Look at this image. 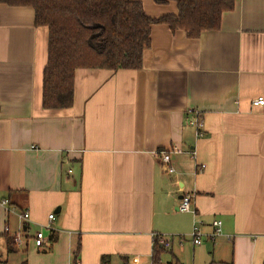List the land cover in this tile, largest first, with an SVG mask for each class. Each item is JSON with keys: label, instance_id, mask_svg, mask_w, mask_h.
Returning a JSON list of instances; mask_svg holds the SVG:
<instances>
[{"label": "crops", "instance_id": "crops-1", "mask_svg": "<svg viewBox=\"0 0 264 264\" xmlns=\"http://www.w3.org/2000/svg\"><path fill=\"white\" fill-rule=\"evenodd\" d=\"M140 1L151 16L176 11ZM47 33L31 7L0 3V264H67L78 243L79 264H151L154 236L181 241L194 217L206 264H264V104H252L264 98V0H235L195 38L153 25L140 68L76 69L62 109L42 106ZM184 192L195 216L178 208ZM19 230L27 243L8 253ZM172 245L167 263L189 264Z\"/></svg>", "mask_w": 264, "mask_h": 264}, {"label": "trees", "instance_id": "trees-1", "mask_svg": "<svg viewBox=\"0 0 264 264\" xmlns=\"http://www.w3.org/2000/svg\"><path fill=\"white\" fill-rule=\"evenodd\" d=\"M153 1L163 5L170 0ZM174 1L176 11L161 16L149 15L140 0H0V3L31 7L34 25L47 28L42 106L62 109L73 103L76 69H138L142 66L143 51L150 46L153 25L165 24L172 33L184 30L187 37L195 38L204 30L218 29L223 12L232 10L235 2ZM5 242L8 253L17 251L13 237L7 233ZM163 248L154 238L151 264H168L160 260ZM78 251L79 243L74 252L76 259ZM102 264H107L106 258Z\"/></svg>", "mask_w": 264, "mask_h": 264}, {"label": "built area", "instance_id": "built-area-1", "mask_svg": "<svg viewBox=\"0 0 264 264\" xmlns=\"http://www.w3.org/2000/svg\"><path fill=\"white\" fill-rule=\"evenodd\" d=\"M252 104L254 106L256 105H263L264 104V98L263 96H258L252 101ZM193 117L191 120V123L195 127V135L196 137L203 135L202 126H203V119L200 116V113L198 110H193ZM156 155H158L163 164L165 165V169L168 172L173 173L175 171L174 167L171 165L170 161V154L168 150L160 149L156 151ZM1 204L3 205L6 212H13L14 208L9 204L8 199H3ZM178 208L182 211H188L195 216V209L193 207V195L189 192H184L181 195V198L179 199ZM54 214L51 213L48 215V218L51 220L53 218ZM18 217L22 220H26L29 218V212L23 211L18 212ZM7 231V228H6ZM204 233L201 228V222L196 220V218H193L192 221V227L190 231V237L191 241L195 245H199L202 243V237ZM222 235V222L220 219H214L211 222V232L209 233V238L211 240L217 239L219 236ZM13 241L16 244L17 247L25 246L27 243V239L23 236L21 230L15 232L13 235ZM154 238L157 239V241L163 245V246H170L171 241L168 236L162 235V234H156ZM49 237L44 234V231L42 229L37 230L34 235L31 237V242L34 244V246L38 248L45 247V245L49 242ZM67 264H79V260L76 258L69 260Z\"/></svg>", "mask_w": 264, "mask_h": 264}, {"label": "rangeland", "instance_id": "rangeland-1", "mask_svg": "<svg viewBox=\"0 0 264 264\" xmlns=\"http://www.w3.org/2000/svg\"><path fill=\"white\" fill-rule=\"evenodd\" d=\"M187 225V224H186ZM188 235L187 236H184V237H181L182 240L180 241L178 235H174L173 236V240H171V235H168L167 233L166 234H163L165 236H169L170 238V241H171V245H172V242H173V248L175 251L178 250L177 253L180 252L181 256L185 259V263H189V264H206V256H207V253H204L201 249V246H193L192 244V241H191V237H189L190 235V231H191V227H192V224H189L188 226ZM205 241H203L204 243ZM170 245V246H171ZM170 246L166 247L165 251L161 252V261H163V263H167L168 261H171L172 263H174V258H171V252L169 249L167 248H170ZM21 249H19V252H20ZM11 259H13L14 257H9ZM13 262V260H12ZM14 263V262H13ZM15 264V263H14Z\"/></svg>", "mask_w": 264, "mask_h": 264}, {"label": "water", "instance_id": "water-1", "mask_svg": "<svg viewBox=\"0 0 264 264\" xmlns=\"http://www.w3.org/2000/svg\"><path fill=\"white\" fill-rule=\"evenodd\" d=\"M181 197V196H180Z\"/></svg>", "mask_w": 264, "mask_h": 264}]
</instances>
